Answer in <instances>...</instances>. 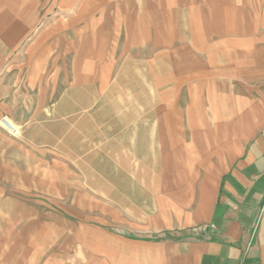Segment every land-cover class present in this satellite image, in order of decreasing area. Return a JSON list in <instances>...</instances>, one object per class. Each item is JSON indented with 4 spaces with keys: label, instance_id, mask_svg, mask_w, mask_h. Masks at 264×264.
<instances>
[{
    "label": "crops",
    "instance_id": "0c3cea01",
    "mask_svg": "<svg viewBox=\"0 0 264 264\" xmlns=\"http://www.w3.org/2000/svg\"><path fill=\"white\" fill-rule=\"evenodd\" d=\"M58 9L74 13L70 29H85L88 55L64 89L53 80L61 74L43 67L42 41L20 55L19 68H30L25 88L6 60L20 40L10 33L5 49L0 45V223L13 222L7 190L13 188V146L20 144L3 119L24 128L51 106L54 120H67L76 137L81 100L92 103L94 88L103 93L124 77L128 65L119 61L135 59L136 47L151 46L156 55L157 46H186L191 62L180 76L165 75L164 92L179 100L168 102L162 119L134 104L133 117L101 123L104 140L131 137L146 142L143 149L152 141L147 164L138 158V165H118L133 180L107 185L117 192L86 200L85 213L68 218L63 243L55 227L50 232L57 240L48 247L0 229V264H264V0H84ZM94 30H101V42L90 59ZM116 44L122 53L106 52L105 45ZM19 97L26 121L7 109ZM138 110L145 112L137 116ZM24 149L35 157L37 150Z\"/></svg>",
    "mask_w": 264,
    "mask_h": 264
},
{
    "label": "rangeland",
    "instance_id": "374dc122",
    "mask_svg": "<svg viewBox=\"0 0 264 264\" xmlns=\"http://www.w3.org/2000/svg\"><path fill=\"white\" fill-rule=\"evenodd\" d=\"M80 4L83 6L84 0H0L1 48L5 49L4 43L10 33L16 36L15 39L20 40L21 44L12 51L8 49L6 55L11 74L19 86L23 85L25 88L30 75L29 67L23 64V70L19 68L20 55H27V51L35 42L42 41L40 59H43V67L50 72L56 69L58 74H61L53 79L55 82L60 81L61 89L66 87L68 80H72L70 74L74 68L76 71L84 69L85 58H88L85 29L83 26L70 29L71 24L68 21L73 19L74 13L58 9L62 5ZM79 18L80 15L77 16V21H85L83 15V20ZM54 27L56 28L53 29ZM100 34L101 30L93 31V52L90 59H96V51L101 42ZM118 45H111L110 48L105 45L106 52L110 49L117 55L122 53L124 47ZM155 50L156 55H152L153 47H136L135 59L119 61L124 67L128 65L124 77L117 79L118 82L113 78L114 82L109 87H104L103 93L95 91L94 88L92 103H84L81 100L82 107L77 108L74 116L78 121L76 137L70 133L67 120H63V117L61 120H54L57 117L54 116L51 106L39 114L34 124H28L24 128L16 127V130L12 131L14 139L20 142L14 143L13 146V188L7 190V195L11 193L14 198L11 207L13 222H1L0 229H12L13 233L21 231L19 236L16 232L15 236L18 237L13 235L14 240L33 241L35 245L48 247L57 240L50 232L55 227L61 229L60 243H63L68 240L67 237H62L67 229L65 225H68V218L85 213L86 200L100 199L101 196H107V193L117 192L106 188L107 185L123 186L122 181L133 180L132 176L123 174L118 168L119 164L129 162L130 165H138L140 159L143 165L151 160L152 141L148 142L151 149H143L142 146L147 143L139 140L134 142L131 137L122 140L120 135V138L114 136L112 140H104L101 123L106 121L107 126L116 119L123 121L133 117L134 104L153 109L150 112L152 118L162 119L168 102L174 97L179 100V95L164 92V79L165 75H181L183 69L191 62L186 60L185 56L189 54L190 48L157 46ZM23 60L26 62V58ZM134 71L137 77L133 76ZM79 95L85 98L84 94ZM25 106L19 97V101L11 102L7 109L14 119L26 121L29 116L25 113ZM65 109H68L67 104ZM144 112L138 110L137 116H142ZM66 118L69 117L66 115ZM85 120L86 124L79 123ZM117 128L113 126L109 130H114L116 135ZM24 129L28 131L23 133ZM118 132L123 131L121 129ZM105 133L107 134L106 131ZM26 136L33 141L25 143ZM159 136L163 137L162 131L158 134L160 141ZM31 142L38 145H32ZM25 144L28 148L37 150L35 157L30 154L29 158L26 156ZM18 145L21 146L17 148ZM161 169L165 171V167L162 166ZM142 176L148 178V174ZM120 192H124L123 188Z\"/></svg>",
    "mask_w": 264,
    "mask_h": 264
},
{
    "label": "water",
    "instance_id": "95a60500",
    "mask_svg": "<svg viewBox=\"0 0 264 264\" xmlns=\"http://www.w3.org/2000/svg\"><path fill=\"white\" fill-rule=\"evenodd\" d=\"M2 122H3L4 125H6L9 129H11V130H15L14 125H12L9 121H7V119H3Z\"/></svg>",
    "mask_w": 264,
    "mask_h": 264
},
{
    "label": "built area",
    "instance_id": "2783aa9c",
    "mask_svg": "<svg viewBox=\"0 0 264 264\" xmlns=\"http://www.w3.org/2000/svg\"><path fill=\"white\" fill-rule=\"evenodd\" d=\"M211 226H212V227H215L214 225H211ZM206 227H207V226L205 225V226H202L201 228H202V229H206ZM201 228H199V229L196 228V229H194V231H200V230H202Z\"/></svg>",
    "mask_w": 264,
    "mask_h": 264
}]
</instances>
